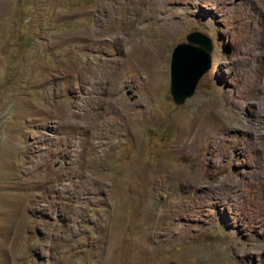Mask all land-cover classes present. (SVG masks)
Instances as JSON below:
<instances>
[{
	"label": "rangeland",
	"instance_id": "obj_1",
	"mask_svg": "<svg viewBox=\"0 0 264 264\" xmlns=\"http://www.w3.org/2000/svg\"><path fill=\"white\" fill-rule=\"evenodd\" d=\"M263 75L264 0H0V264H264Z\"/></svg>",
	"mask_w": 264,
	"mask_h": 264
},
{
	"label": "water",
	"instance_id": "obj_2",
	"mask_svg": "<svg viewBox=\"0 0 264 264\" xmlns=\"http://www.w3.org/2000/svg\"><path fill=\"white\" fill-rule=\"evenodd\" d=\"M185 42L174 46L169 67V94L175 106L193 96L198 81L211 64L212 41L200 32L187 34Z\"/></svg>",
	"mask_w": 264,
	"mask_h": 264
},
{
	"label": "bare ground",
	"instance_id": "obj_3",
	"mask_svg": "<svg viewBox=\"0 0 264 264\" xmlns=\"http://www.w3.org/2000/svg\"><path fill=\"white\" fill-rule=\"evenodd\" d=\"M264 76V75H263Z\"/></svg>",
	"mask_w": 264,
	"mask_h": 264
}]
</instances>
